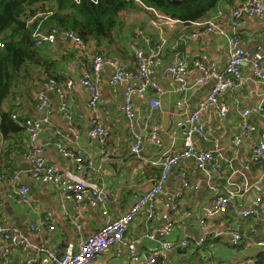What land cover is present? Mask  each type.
I'll return each instance as SVG.
<instances>
[{"label":"crops","instance_id":"obj_1","mask_svg":"<svg viewBox=\"0 0 264 264\" xmlns=\"http://www.w3.org/2000/svg\"><path fill=\"white\" fill-rule=\"evenodd\" d=\"M242 1L220 0L208 17L192 23L176 21L174 25H168L164 19L144 10L139 15L126 18V15L130 16L137 10L132 9L126 12L123 31L113 42L91 41L80 49L60 37L55 44L40 48L43 62L35 67L40 76L37 74L30 82L23 80L16 93L4 102L0 113L1 110L12 109L13 113L21 117H47L48 124L39 139L45 159L58 173L69 174L85 184L102 188L106 193L104 208L108 213L105 214L101 207L89 205V196L85 197L82 207L77 209L74 201L64 199L51 184L32 179L29 175L31 165L24 156L28 147V134L21 128L19 132L10 131L7 139L0 133V221L18 229L32 247L45 245L65 250L70 245L76 247L80 236L86 237L97 232L107 222L128 211L133 202L155 183L160 174L162 156L182 147L188 116L208 96L216 82L215 76L200 82L204 72L191 67L183 81L178 83L164 69L175 64L181 56L190 61H214L219 69L224 68L228 59V38L234 21L232 10ZM210 23L215 28L202 33ZM138 31L148 39L139 41L145 48L163 44L164 64L150 71V78L161 88V92L151 89L143 94L134 92L132 95L137 131L144 141L138 155L134 156L124 106L127 84L122 82L112 85L111 77L115 69L110 65L104 66L98 113L109 131V137L102 149L90 136L92 110L89 106V92L80 83V77L99 49H105L123 67L134 70L135 59L130 44L134 33ZM240 36L242 46L264 52V17H243ZM48 58L56 62L53 73L59 76L60 81L66 78L75 80L69 97L75 132L60 110L56 92L43 87L46 80L42 78H48ZM242 76L241 88L220 95V104L227 109L226 116H220L217 107H209L201 116L206 135L195 138L198 149L213 152L219 158L222 171L216 173L199 170L192 160H186L171 170L163 192L156 198L154 216L149 218L151 212L146 207L126 232V241L135 243L137 259L147 257L163 242L181 238H187L190 246L187 249L168 251L159 264H225L241 261L252 264L256 253L262 250L256 247V242L264 236V213L248 219H240L238 216V211L252 207L257 197L264 198V169L252 153L258 134H244L237 145H233L232 140L239 133L240 112L243 109L254 110L250 119L264 131V110L256 111L258 105L264 106V87L249 65L243 67ZM182 85L190 89L182 92ZM40 90H46L51 99V106L43 112L37 111L35 107L36 95ZM153 97L160 99L161 106L158 109L150 104ZM153 126L161 129L162 145L159 147H151L149 144V131ZM58 141L94 161L96 170L79 172L75 161L58 150ZM125 159L128 161L124 162ZM182 173H186L191 182L198 184L199 189L185 188ZM211 183L218 186L221 194L235 193L227 214H209L216 195L209 187ZM21 184L30 188V199L26 203H21L17 197V189ZM203 219L204 223H201ZM239 221L243 222L242 230L248 234L252 233L251 228L254 227L255 235H252L254 238L250 235L246 241L234 245L231 243V235ZM169 222L173 224L172 230L166 233L165 227ZM31 223H37L40 231H32ZM77 225H81L80 232L76 229ZM204 233L208 234L210 241L201 246L198 243ZM28 255L39 259L43 257L33 250L26 252L17 246L12 248L11 264H25ZM132 260L128 247L117 245L98 255L91 264H127Z\"/></svg>","mask_w":264,"mask_h":264},{"label":"built area","instance_id":"obj_2","mask_svg":"<svg viewBox=\"0 0 264 264\" xmlns=\"http://www.w3.org/2000/svg\"><path fill=\"white\" fill-rule=\"evenodd\" d=\"M233 23L231 33L228 38V59L224 68L219 69L214 61H201L198 59L189 60L181 56L175 64H172L164 69L165 73L173 75L174 80L181 83L185 76L189 73L191 67H197L204 73L200 78V82H204L209 77L215 76L216 82L213 85L207 97L203 98L198 105L193 109L186 120V127L183 132L182 147L177 151H169L165 153L160 162V174L156 178L153 186L148 189L144 194L139 196L128 211L120 216L110 220L103 225L97 232L82 237L78 245L67 246L65 250L53 249L49 246L32 247L26 238L20 233L18 229L7 226L5 222L0 221V258L2 264H11V255L13 247H20L23 251L33 250L37 255H43L39 259L34 255H28L25 264H37L39 261L42 264H91L92 261L98 256L106 253L109 249L117 245H125L128 247L133 260L127 264H158L160 258L166 256L167 252L179 248L187 249L190 246L187 238H181L176 241L163 242L160 247L145 258L137 259V250L135 243L126 241V232L130 228L132 221L143 211L146 207L150 209L149 218L151 219L155 213V201L159 194L164 190L165 181L167 180L171 170L178 167L186 160H192L199 170H210L216 173L222 171L220 160L213 152L198 149L195 143L197 136L206 135L205 123L201 120L202 114L211 106L219 109L220 116H226L227 109L220 104V95L224 92L231 90L235 91L243 86L242 70L245 65H249L254 75L261 81L264 87V52L246 48L242 46L240 28L243 25V17H264V4L262 0H243L239 6L232 10ZM39 15L31 16L29 23H32ZM157 17L167 21L168 25H174L176 20H172L158 15ZM214 24L210 23L209 26L204 28L202 33L212 31ZM35 45L42 48L45 45H53L57 40L65 38L72 42L73 45L83 49L86 43L75 33L70 31H61L53 28L50 31L36 30ZM141 41H148L146 36L141 32H137L136 41L130 44V51L135 59V69H127L123 67L117 59L109 58L102 54H94L92 63L84 69L80 83L89 92V106L92 110L90 136L93 140L97 141L99 146L104 149L109 137L108 129L103 125L98 107L101 101V77L105 65L112 66L115 71L111 77V84L118 85L125 82L127 84L125 91V111L128 118V126L133 140V151L138 152L143 146V139L141 134L137 131L135 114L133 112L132 95L134 92L143 94L149 92L151 89L161 92V88L150 78V71L152 69H159L164 64L163 44H158L149 48H145L139 44ZM164 43V42H163ZM1 46L4 45L1 43ZM75 84L73 78H66L64 83H58L54 79H50L43 84V87L56 92L60 100V110L64 118L69 121L73 127L74 117L70 109L69 97L72 88ZM190 87L182 85L181 91L185 92ZM151 106L157 109L161 106L160 99L153 97L150 101ZM51 106L50 96L46 90H40L36 95L35 107L37 111L43 112ZM264 106L258 105L256 111H263ZM254 110L243 109L240 112V130L232 140L233 145H237L242 136L246 133L258 134L256 144L252 146V153L257 158L259 165L264 169V131L259 129L254 122L251 121V116ZM12 118L21 127H23L28 134V147L24 152L25 158L29 161L31 167L29 175L32 179L51 184L66 200L74 201L77 209H80L81 204L84 202L85 197L89 196V205L92 207H101L105 214L108 213L104 208L106 205V193L98 186H90L85 184L82 180L74 178L71 175L60 174L56 171L55 167L50 165L44 157L43 148L39 144V139L45 125L48 124V118L36 119L31 117H21L18 113H14ZM149 144L151 147H159L162 145L161 129L159 126H153L149 131ZM56 146L60 152L66 157L75 161L76 168L79 172L86 173L87 171H95L96 164L94 161L76 153L73 149L67 147L62 141H58ZM1 152V147H0ZM183 174V186L185 188L199 189L198 184H194L187 177L186 173ZM0 171V178H1ZM18 173L15 174V178ZM209 187L216 192L212 200V205L209 214H227L231 208V202L235 193L228 192L226 194L219 193V188L216 184L211 183ZM18 200L21 203H26L30 199V188L26 184H21L17 189ZM264 198L259 196L254 200L252 207L239 210L238 216L240 219H248L252 216H257L264 213ZM176 206V205H175ZM204 223V219L201 221ZM173 224L171 222L165 227L166 233L172 230ZM31 230L35 233L40 231L37 223L30 224ZM53 229V228H52ZM77 231H81V225H77ZM244 224L239 221L236 225V230L232 232L231 243L238 245L243 240L248 239V232L243 231ZM255 228L251 229L254 233ZM208 234L204 233L199 239V245H205L207 242ZM260 248H264V238L256 242ZM246 262L238 263H225V264H246ZM224 264V263H219Z\"/></svg>","mask_w":264,"mask_h":264},{"label":"trees","instance_id":"obj_3","mask_svg":"<svg viewBox=\"0 0 264 264\" xmlns=\"http://www.w3.org/2000/svg\"><path fill=\"white\" fill-rule=\"evenodd\" d=\"M219 1L0 0V109L5 105L4 102L16 93L23 80L30 82L37 74L39 75L35 67L40 65L43 59L39 53L40 48L35 45L37 29L50 31L57 28L61 31H70L77 34L85 43L91 41L98 43L103 40L113 42L122 33L125 14L129 10L141 9L154 16L160 15L183 23H192L208 17ZM35 15L39 16L29 23L30 17ZM136 39L135 32L133 40ZM95 54L114 58L105 49H99ZM47 60L45 61L48 63L46 67L48 78L42 80L54 79L58 83H64L66 79L60 81L59 76L53 73L56 62L50 58ZM1 111L0 133L4 139L8 138L10 131L19 132L21 128L24 129L12 118L14 114L12 109ZM252 235L255 234L249 232L248 236L254 238ZM209 238L207 242L210 241ZM252 264H264L263 247L256 253Z\"/></svg>","mask_w":264,"mask_h":264},{"label":"rangeland","instance_id":"obj_4","mask_svg":"<svg viewBox=\"0 0 264 264\" xmlns=\"http://www.w3.org/2000/svg\"><path fill=\"white\" fill-rule=\"evenodd\" d=\"M132 12V11H131ZM142 12H141V9H137L136 11H134V12H132L131 14H130V16H129V14L128 15H126V18H128V17H132V16H135V15H139V14H141ZM150 14V13H149ZM263 238H264V236H263ZM256 247H259V246H257L256 245ZM253 258V257H252ZM195 260H198L196 257L194 258ZM192 261V259L191 260H189V262H191Z\"/></svg>","mask_w":264,"mask_h":264},{"label":"water","instance_id":"obj_5","mask_svg":"<svg viewBox=\"0 0 264 264\" xmlns=\"http://www.w3.org/2000/svg\"><path fill=\"white\" fill-rule=\"evenodd\" d=\"M138 155V152H134V156H137ZM129 159V158H128ZM128 159H125L124 162H127Z\"/></svg>","mask_w":264,"mask_h":264},{"label":"bare ground","instance_id":"obj_6","mask_svg":"<svg viewBox=\"0 0 264 264\" xmlns=\"http://www.w3.org/2000/svg\"><path fill=\"white\" fill-rule=\"evenodd\" d=\"M160 259H163V258H160ZM160 259H159V261H160ZM159 261H158V264H159Z\"/></svg>","mask_w":264,"mask_h":264}]
</instances>
